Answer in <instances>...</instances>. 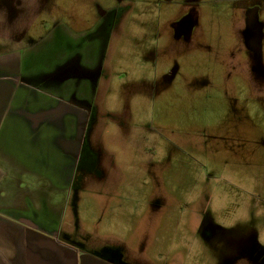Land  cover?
I'll list each match as a JSON object with an SVG mask.
<instances>
[{
    "label": "rangeland",
    "instance_id": "374dc122",
    "mask_svg": "<svg viewBox=\"0 0 264 264\" xmlns=\"http://www.w3.org/2000/svg\"><path fill=\"white\" fill-rule=\"evenodd\" d=\"M73 46L88 67L103 53L78 158L74 121L75 140L34 128L81 107L75 74L54 86ZM10 174L9 217L79 264H264V0H0Z\"/></svg>",
    "mask_w": 264,
    "mask_h": 264
},
{
    "label": "crops",
    "instance_id": "0c3cea01",
    "mask_svg": "<svg viewBox=\"0 0 264 264\" xmlns=\"http://www.w3.org/2000/svg\"><path fill=\"white\" fill-rule=\"evenodd\" d=\"M18 83L20 81L14 79V85ZM10 108L13 113V108ZM24 110L26 109H21L22 112ZM41 123L44 122H38L34 125L35 131H40L46 126L51 131L58 133L57 128L51 127L48 123L43 126ZM66 133L67 128L65 129ZM13 180L14 177L10 174L4 180L8 182L0 186V264H51L53 255H55L53 260L59 264H79L75 254L65 252L68 245L59 243L53 234L41 230L37 226V220L25 216L9 217L14 213V208H12ZM19 213L21 214V212ZM44 249H50L49 253L52 252V249L60 250L61 253L50 255L44 253Z\"/></svg>",
    "mask_w": 264,
    "mask_h": 264
},
{
    "label": "flooded vegetation",
    "instance_id": "af4514ba",
    "mask_svg": "<svg viewBox=\"0 0 264 264\" xmlns=\"http://www.w3.org/2000/svg\"><path fill=\"white\" fill-rule=\"evenodd\" d=\"M101 14L104 15L105 12L101 11ZM72 53L68 58V61L65 63H68L67 65L60 67L58 70V73L60 74L59 78H56L54 81V86L56 89L59 91V95L65 96V93H62L61 91L65 88L66 82L68 80V75L69 74H75L76 79H75V85L76 90L71 94V97L69 100L65 101L68 106H71L70 99L79 98V102H81V107L78 110L71 109L65 105V107L60 108V109H51L49 113H44L42 117L48 118L54 114L53 117L56 118V122L52 121L54 123L53 128H57L58 131V137L64 138L66 141L67 140H72L75 138L71 137L70 135L65 134V129L68 127V123L71 121H74V128L77 133V140L76 143L72 140L73 147L72 149V154L78 158L81 154L82 150V139L84 138V133L87 132L91 125H90V119L93 117V106H92V100L89 98L88 93L83 94V92H80L82 90L83 84L86 85V87L92 91H94L95 84L98 82L99 76L102 74L103 71V53L99 52V55L97 57V61L94 66L88 67L84 66V55L83 53L75 48L73 46V50H70ZM63 75V76H62ZM14 79H17L20 81V83L24 84L25 81L28 79L24 76H14ZM9 80L8 78H6ZM25 85V84H24ZM61 97V96H60ZM51 113H53L51 115ZM47 122V120H44V123ZM47 124V123H46ZM73 128V129H74ZM90 263L92 264L93 258L89 259Z\"/></svg>",
    "mask_w": 264,
    "mask_h": 264
}]
</instances>
